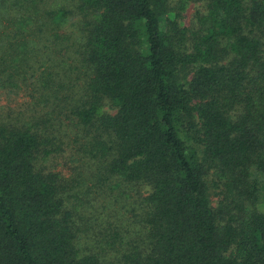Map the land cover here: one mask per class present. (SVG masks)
<instances>
[{
  "label": "trees",
  "instance_id": "trees-1",
  "mask_svg": "<svg viewBox=\"0 0 264 264\" xmlns=\"http://www.w3.org/2000/svg\"><path fill=\"white\" fill-rule=\"evenodd\" d=\"M261 206L264 0H0V264H264Z\"/></svg>",
  "mask_w": 264,
  "mask_h": 264
},
{
  "label": "rangeland",
  "instance_id": "rangeland-1",
  "mask_svg": "<svg viewBox=\"0 0 264 264\" xmlns=\"http://www.w3.org/2000/svg\"><path fill=\"white\" fill-rule=\"evenodd\" d=\"M200 7L199 4H193L191 5V7L188 9V11L186 12V15H185V23L186 25L190 26L192 25L193 21H194V17H195V12L196 10ZM219 192V191H218ZM219 194L216 196L217 200H219ZM218 203V202H217ZM216 203V204H217ZM262 210L264 209V206H261Z\"/></svg>",
  "mask_w": 264,
  "mask_h": 264
}]
</instances>
